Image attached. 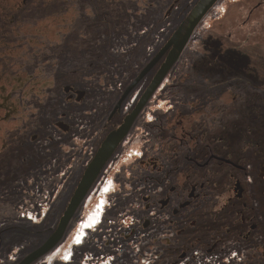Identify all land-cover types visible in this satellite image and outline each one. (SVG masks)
<instances>
[{
	"label": "rangeland",
	"instance_id": "374dc122",
	"mask_svg": "<svg viewBox=\"0 0 264 264\" xmlns=\"http://www.w3.org/2000/svg\"><path fill=\"white\" fill-rule=\"evenodd\" d=\"M195 2L28 0L26 8L13 14V21L0 15V93L15 94V104L8 113L16 111V116L6 123L26 116L25 124H31L22 132H4L0 128V264H16L55 229L95 146L107 131L105 119L111 105ZM261 2L259 8L252 10V0H218L196 27L143 118L154 122L155 109L164 118L169 116L172 93L181 100L194 99L199 92L198 97L211 112L210 132H215L217 124L216 130L224 128L218 147L225 146L238 157L241 153L249 155L244 163L248 168L246 185L249 177L252 179L250 160H254L257 151L264 154ZM13 3L14 0H0V11L13 7ZM44 5L50 10L41 13ZM61 14L64 19L60 23L53 20ZM151 75L152 72L140 86ZM19 76V83H13L14 77ZM206 86L209 90L201 92ZM66 87L85 91V97L79 103L65 99L62 90ZM131 99L124 103V109ZM59 112L66 113L65 122L71 126L67 133L50 128ZM121 117H114V122ZM40 124L47 125L48 132H35ZM32 133L39 135L33 142L29 140ZM46 135L54 138L53 144ZM233 140L238 142L234 144ZM117 154L120 157L121 151ZM115 160L105 167L94 189L76 209L62 241L31 264H264V240H255H260V233L249 241L241 240L235 230L243 229V225L232 222L238 220L232 209L221 210L230 196L231 181L219 176L221 171L215 163L209 166L206 201L182 206L173 213L171 206L182 196L170 194L171 203L164 209L158 201L176 182L174 176L161 181L156 174L159 180L148 179L147 184L135 179L138 185L134 184L131 195L126 194L129 188L124 185L122 189L118 186L116 192L103 191L116 174L123 183L121 169L131 159L125 156L117 165ZM228 172L224 169L226 175ZM137 174L143 175L141 171ZM116 177L118 181L120 178ZM253 183L251 190L246 191L249 205L255 201L251 191L260 186L257 179ZM184 191L181 190L183 195L187 193ZM147 194L151 195L150 209L141 200ZM99 205L103 209L101 222L93 229L86 228L82 243L74 244L80 221ZM146 217L152 224L143 229L140 225ZM233 224L236 229L226 234L224 231ZM29 229L32 235L25 234ZM218 239L215 251L206 252L205 247ZM66 249L71 250L67 258Z\"/></svg>",
	"mask_w": 264,
	"mask_h": 264
},
{
	"label": "flooded vegetation",
	"instance_id": "af4514ba",
	"mask_svg": "<svg viewBox=\"0 0 264 264\" xmlns=\"http://www.w3.org/2000/svg\"><path fill=\"white\" fill-rule=\"evenodd\" d=\"M27 1L28 0H14L13 7H10L7 9L3 8V11H0V15L1 14L4 15V17H7L8 19L11 18V21H13L12 19H15V15L13 14H15L16 11H20L21 9L26 8ZM261 1L264 2V0H252V3H253L252 10L259 8V5L262 3ZM170 12L171 10H169L168 13ZM148 61L141 67L139 72L144 68V66L148 63ZM160 63L161 62L155 65L129 91L125 99L122 101L119 110H117L114 113V115L110 118L111 111L113 110L118 99L120 98L122 93L125 91V89L128 87V85L132 82V80L137 76L139 72L135 74L134 77L125 84V86L119 93L118 97L116 98L115 102H113V104L111 105V109L106 116L105 127L107 131L105 135L101 138L99 145L101 141L104 139V137L106 136V134L110 132L111 130H113L114 128H116L122 122L125 115L128 114L134 108L138 99L140 98V96L143 94L144 90L150 83ZM176 63L177 61L175 62V64ZM0 64L2 65L1 62ZM174 65L169 70L167 75L164 77L162 82L155 89V91L150 96V98L147 100V102L142 107V109L139 111V113L133 120L128 132L123 137V139L121 140V142L119 143L118 147L113 152L111 157L108 159L106 165L101 170L98 178L92 185L90 191L94 189L95 184L98 182L101 175L106 171L107 165L109 163H113L116 158L115 163L117 165L121 159L125 158V156L126 158L130 157L131 160L127 164L125 162L127 166L122 167L121 169L124 173L123 176L125 177L123 178V183L120 182L122 179L120 178V175L116 174L120 179L116 181L117 179L116 175H114V177H111L109 186L105 187L103 191L109 190V192H116V189L118 188V186L120 189H122L121 185H124V186H127V188H129L126 194L131 195L132 191L135 190L136 186L138 185V183L135 182L136 181L135 179L137 180L140 179L141 181H143V183L147 184V182H149L148 179L158 181L160 177L161 181H165L168 178L172 179L174 176V178H177L176 182L174 184H170V181L168 180L170 184L168 186V190H166L165 195L161 196L158 201V204H160V208L164 209V208H167L171 203L172 196H169L170 194L172 195L174 192H176L178 196L179 195L182 196L183 198L179 200L178 203L171 206V211L174 213L175 211L176 212L180 211V208L182 206L183 207L188 206V205L193 204L194 202L195 203L199 202V205H200V204H203V201H206L205 196L207 194L206 189H207V182H208L209 169H210L209 166L210 164L215 163L219 167V170L221 171L219 173V176L221 178L228 177L231 181V185L228 188L230 192V196L226 202L222 203L221 210L224 211L225 209H232L233 214H235V217L238 218V220H234L232 222L233 223L236 222V223H239V225L240 224L243 225V229L237 230L235 227H233L235 226L233 224L232 227H229V228L227 227L226 231L224 232H226V234H230L234 229H236L235 232L239 233V237L243 241H247V240L249 241L251 239H254L256 237V234L258 235V232H259L260 240L257 239V237L255 238V240L262 243L261 239L264 240V154H261V153L258 154L259 152L257 151V153H255L256 155L253 156L254 160H250L251 161L250 164L253 166L252 167L253 171H251V167L249 166V173L252 179H250L249 177V180L247 179L249 181V184L246 185L244 178L245 176H248V171H247L248 168L244 165V163H246L247 161V160L245 161V159L247 158L248 154H242V153L240 154L239 151L237 150V155L238 153L241 155L240 157H238V156H235L232 152L228 151L225 148V146L218 147L219 143L223 141V138H224L223 137L224 128L219 129V130L217 129L218 130L217 131L216 128L219 125L217 124V126H215L214 128L215 132H210L209 117L211 115V112L209 111L207 104H205V101L201 100V98L198 97L199 95H201L199 92L195 93L197 97L194 99L187 97L181 100L179 99V97L175 96L176 93L171 92L174 95L173 96L174 100L171 98L172 100L168 101L169 108H170L169 116L164 118L160 114V111L155 109L153 111L154 122L153 121L145 122L143 119L146 115L145 109L147 105L153 98L156 99V91H158L161 88L162 83L166 80L165 78L173 71ZM151 72H152V75L150 79L147 81V83L145 85L140 86V83ZM24 73L25 74L27 73L25 68H24ZM21 79H22V76L14 77L13 83H16V82L19 83ZM45 82L47 81L45 80ZM173 87L175 86H170V88H173ZM201 89H202L201 92L203 90H205V92L209 90L207 89V86L205 89L204 88H201ZM62 91L65 95L64 97L65 99H68L71 101L73 100L77 103L81 102L83 98L85 97V91L74 89V87H66ZM191 95H194V94H191ZM13 96H15V94L13 95L10 92L3 93V94L0 93V100H1L0 101V128L4 132H7V131L8 132H12V131L22 132L23 130H27L31 126V124H28V123L25 124V122H27L26 116L24 117V119L15 118L14 120H11V124L6 123L7 121L11 119V117H14L15 112H16L14 111L13 114L8 113V108L10 107L11 109L12 108L11 106H14L15 104L14 102L12 104ZM131 97H132L131 101L129 102L128 106H126L124 109L123 107L124 103L127 100H129ZM255 110H258V109H255ZM65 115L66 113L59 112V115H58L59 117L51 122L50 128L54 130H58L61 133L69 132L71 129V126L70 124L65 122V119H64ZM118 115H122L121 119L119 121L114 122V117ZM261 126L264 127V123ZM150 128H153V129L151 130ZM48 130L49 128L47 125L40 124L35 132H48ZM233 136H235V134ZM233 136L231 137L232 139H233ZM38 137H39L38 134L32 133L29 140L33 142V141H36ZM58 137L59 139L61 138V136H58ZM210 137H213V138H210ZM246 137L247 136H245V138ZM46 139H48L49 141H52V144L54 143L53 142L54 138L51 135H46ZM2 140H3V143H5L4 142L5 140L4 139ZM262 141L264 142V140ZM233 142L235 144V142H238V140L237 141L233 140ZM254 145L259 146V142L254 141ZM98 146H95L92 156L94 155ZM2 147L4 148V146ZM245 147L246 146L241 148V150L245 149ZM120 151H121L120 157L116 156L118 155L117 153ZM257 160L258 162H256ZM167 162H169V165L167 164ZM122 165H124V162L122 163ZM113 169L115 168L113 167ZM224 169L229 170L227 175L224 173ZM121 170L119 169L118 171L121 172ZM144 170H147V171H144ZM139 171L142 172L143 177L138 176L137 173ZM150 172H153V173H150ZM156 174L159 177H156ZM255 179L259 181L260 186L258 189H254L251 191V193L255 194L254 196L255 201L253 205H249L250 203L247 204V201L245 200L246 194H247L246 191L251 190L249 189V187H251V185L254 184L253 180ZM134 184L136 186H134ZM143 186H145V184ZM182 189L185 190L184 192H187L185 195L181 193ZM90 191L88 192V194L90 193ZM155 191H156V185H155ZM49 197L50 196L47 193V195L45 196L47 201L50 200ZM86 197L84 198L82 203L79 205V207L84 203ZM150 199H151L150 194L141 196V200L142 202L145 203L144 207L146 209H150V202H149ZM257 200H259V202ZM255 202H257L258 205ZM79 207L77 209H79ZM102 216H103V209L101 205L97 206V210L88 212V214H86L82 218V221H80L77 232L75 236L73 237L72 242L74 244L82 243V241L85 238L84 236H85L86 228L93 229L99 222H101ZM151 224H152L151 219L149 217H146L141 221L140 226L143 229H145V228L150 227ZM192 225H195V222ZM134 232L135 231H132L131 235H134ZM219 241L220 240L218 239L217 241H215V243L214 242L210 243L207 247H205V251L206 252L215 251V248H217ZM70 251L71 250L66 249V251L64 252L66 258L69 256ZM184 254L187 256V252H184ZM256 264H258V262H256Z\"/></svg>",
	"mask_w": 264,
	"mask_h": 264
},
{
	"label": "water",
	"instance_id": "95a60500",
	"mask_svg": "<svg viewBox=\"0 0 264 264\" xmlns=\"http://www.w3.org/2000/svg\"><path fill=\"white\" fill-rule=\"evenodd\" d=\"M217 1L218 0H196L179 24L172 31L165 43L161 46V48H159V50L153 55L144 68L128 85L111 111L110 118L117 110H119L122 101L125 99L129 91L155 65L161 62L134 108L125 115L122 122L116 128L106 134L96 149L94 155L85 166L83 173L77 182L72 196L63 210V213L60 216L55 229L41 245L21 258L16 264H31L41 257L47 255L62 241L69 220L90 191L92 185L98 178L108 159L111 157L123 137L128 132L133 120L153 94L158 85L162 82L175 62L179 59L196 27Z\"/></svg>",
	"mask_w": 264,
	"mask_h": 264
},
{
	"label": "trees",
	"instance_id": "16d2710c",
	"mask_svg": "<svg viewBox=\"0 0 264 264\" xmlns=\"http://www.w3.org/2000/svg\"><path fill=\"white\" fill-rule=\"evenodd\" d=\"M40 9H41V13H45L46 11H49V10H50V9L47 8V6H42ZM37 10H38V9H37ZM63 19H64V18H63V16L61 15V17H60V16H57V17H55V19H53V20H56L58 23H60ZM169 36H170V35H169ZM25 234H26V235H32L33 232H31V230L29 229V230H26V231H25Z\"/></svg>",
	"mask_w": 264,
	"mask_h": 264
},
{
	"label": "built area",
	"instance_id": "2783aa9c",
	"mask_svg": "<svg viewBox=\"0 0 264 264\" xmlns=\"http://www.w3.org/2000/svg\"><path fill=\"white\" fill-rule=\"evenodd\" d=\"M28 215H29V214H28ZM27 217H28V216H27ZM29 217H31V215H30ZM29 217H28V218H29ZM30 219H31V218H30Z\"/></svg>",
	"mask_w": 264,
	"mask_h": 264
}]
</instances>
